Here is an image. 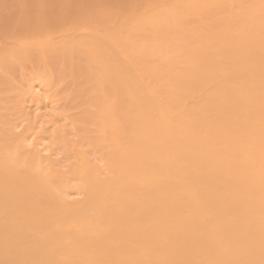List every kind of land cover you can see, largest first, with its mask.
<instances>
[{
	"label": "bare ground",
	"instance_id": "obj_1",
	"mask_svg": "<svg viewBox=\"0 0 264 264\" xmlns=\"http://www.w3.org/2000/svg\"><path fill=\"white\" fill-rule=\"evenodd\" d=\"M0 264H264V0H0Z\"/></svg>",
	"mask_w": 264,
	"mask_h": 264
}]
</instances>
